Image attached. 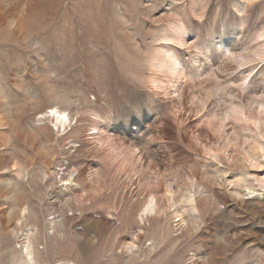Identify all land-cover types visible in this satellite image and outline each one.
<instances>
[{
  "label": "rangeland",
  "instance_id": "rangeland-1",
  "mask_svg": "<svg viewBox=\"0 0 264 264\" xmlns=\"http://www.w3.org/2000/svg\"><path fill=\"white\" fill-rule=\"evenodd\" d=\"M259 217L264 0H0V264H264Z\"/></svg>",
  "mask_w": 264,
  "mask_h": 264
},
{
  "label": "bare ground",
  "instance_id": "bare-ground-1",
  "mask_svg": "<svg viewBox=\"0 0 264 264\" xmlns=\"http://www.w3.org/2000/svg\"><path fill=\"white\" fill-rule=\"evenodd\" d=\"M57 110V109H56ZM47 118H51L53 117V119H55L61 126H65V124L67 123L68 121V117L64 116V112L63 113H60L58 111H54L52 110L51 113H48V115L46 116ZM57 126V125H56ZM73 175V173H71ZM70 174V175H71ZM72 175L70 176V179H68L69 181H71V178H72ZM31 178V177H30ZM241 197V196H240ZM20 199H18L17 202H19ZM245 202V199L242 198L241 199V203H244ZM258 206H263V203L260 202V201H257L256 202ZM18 204V213L20 215H25V211L27 209H24L20 207V203H17ZM149 205V204H148ZM155 208V205H153V201L150 203V205L148 206V209H154ZM192 218V217H191ZM193 219V218H192ZM190 219L188 217H186L184 220H180V225H184L185 221H189ZM245 229H252L254 231V235L257 237V238H260L262 235H264V218L262 217H259L256 222L252 223V224H245L243 226ZM20 234V233H19ZM17 235V233H16ZM24 249L26 251V255L27 257L30 258L31 260V264H37V262L34 261V248L33 246L29 243V245L27 246H24ZM23 253V252H22Z\"/></svg>",
  "mask_w": 264,
  "mask_h": 264
}]
</instances>
